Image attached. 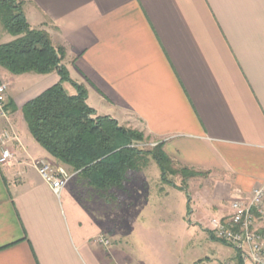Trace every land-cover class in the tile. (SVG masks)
Returning a JSON list of instances; mask_svg holds the SVG:
<instances>
[{"label":"crops","instance_id":"0c3cea01","mask_svg":"<svg viewBox=\"0 0 264 264\" xmlns=\"http://www.w3.org/2000/svg\"><path fill=\"white\" fill-rule=\"evenodd\" d=\"M18 1L30 27L66 50L63 65L98 115L133 117L176 166L208 174L188 185L192 214L214 244L210 220L264 188V0ZM41 76L7 93L10 122L0 120V133L11 124L19 138L0 165V264H150L130 246L135 233L149 232L137 231L152 209L144 171L104 199L72 172L58 197L36 170L41 159L57 164L22 115L60 82L58 73ZM15 77L0 66V81L11 88ZM257 227L264 235V217ZM101 235L109 248L97 243ZM232 249L225 261L239 264Z\"/></svg>","mask_w":264,"mask_h":264},{"label":"trees","instance_id":"16d2710c","mask_svg":"<svg viewBox=\"0 0 264 264\" xmlns=\"http://www.w3.org/2000/svg\"><path fill=\"white\" fill-rule=\"evenodd\" d=\"M18 0H0V20L15 39L0 45V66L14 76L58 73L60 82L22 108L28 129L44 150L60 165L84 179L101 198L123 189L132 174L154 159L166 175H181L182 189L192 179L188 168L174 170L164 143L153 150L140 149L144 135L125 129L110 116H100L87 104L86 89L73 82L77 93L69 95L63 83L71 81L63 61L66 50L54 47L43 30L32 29ZM239 264H244L238 256Z\"/></svg>","mask_w":264,"mask_h":264},{"label":"rangeland","instance_id":"374dc122","mask_svg":"<svg viewBox=\"0 0 264 264\" xmlns=\"http://www.w3.org/2000/svg\"><path fill=\"white\" fill-rule=\"evenodd\" d=\"M9 36L11 34L6 31L4 24L0 20V44L4 43ZM15 78L16 82L8 89V93L13 96L23 92L24 89L27 90L34 87L42 76L32 73L18 75ZM0 82L7 83L4 80ZM73 82L71 80L63 83V87L69 95L77 93ZM118 123L125 129L137 131L144 135L135 127L136 121L133 117H122ZM27 130L30 133L29 129ZM154 144L151 138L144 135L140 149L145 151L153 150L156 147L153 146ZM180 168L175 164L173 166L174 170H179ZM143 171L148 176V188L151 190L149 193L152 194V198L144 204L152 205V209L143 213L141 218L142 226L138 227L137 231L148 230L149 232L144 235H141V233L133 235L134 240L130 243L132 252L140 257L142 262L150 264L227 263L228 261L225 260L234 253V250L219 241H214L215 243L213 244L209 240V235H205L206 237L204 236L203 238L202 226L199 224L201 222L192 214L197 205V198H195L192 187L188 185L189 181L186 188L182 189L180 187L183 183L181 175L168 174L165 179H161V169L152 158ZM192 173L191 181L202 180L208 175L198 171H192ZM173 184L180 186L174 187ZM149 218L150 221L156 220L157 223L148 228L145 227L147 226L145 224L150 222L147 221ZM143 221L145 222L143 223ZM208 229L210 230L209 226Z\"/></svg>","mask_w":264,"mask_h":264},{"label":"built area","instance_id":"2783aa9c","mask_svg":"<svg viewBox=\"0 0 264 264\" xmlns=\"http://www.w3.org/2000/svg\"><path fill=\"white\" fill-rule=\"evenodd\" d=\"M8 89L9 84L0 82V120L9 123ZM18 141L16 131L9 124V127L0 133V165H5L13 159L11 146ZM157 145L158 143H155L153 146ZM34 166L54 194L61 197L73 178V174L47 159L36 161ZM231 210L232 214L228 217L210 220V231L213 238L234 248L244 264H264V235L257 227L258 221L264 217V188L255 189L248 198L234 200L231 203ZM96 241L104 248L111 246V240L107 236H98Z\"/></svg>","mask_w":264,"mask_h":264}]
</instances>
